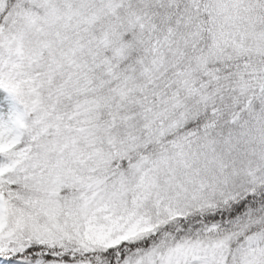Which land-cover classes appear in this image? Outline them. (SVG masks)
<instances>
[{"label":"snow or ice","instance_id":"6c2138e0","mask_svg":"<svg viewBox=\"0 0 264 264\" xmlns=\"http://www.w3.org/2000/svg\"><path fill=\"white\" fill-rule=\"evenodd\" d=\"M0 264H264V0H0Z\"/></svg>","mask_w":264,"mask_h":264}]
</instances>
